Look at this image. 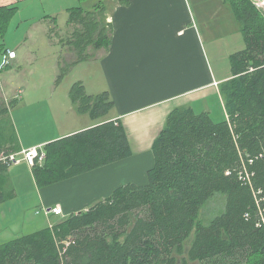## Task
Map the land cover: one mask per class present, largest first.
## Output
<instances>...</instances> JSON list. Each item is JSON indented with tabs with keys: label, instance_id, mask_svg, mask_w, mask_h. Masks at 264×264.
I'll return each instance as SVG.
<instances>
[{
	"label": "trees",
	"instance_id": "trees-1",
	"mask_svg": "<svg viewBox=\"0 0 264 264\" xmlns=\"http://www.w3.org/2000/svg\"><path fill=\"white\" fill-rule=\"evenodd\" d=\"M105 1L97 0L95 12L84 16L80 9L70 17L74 62L84 49L108 48ZM223 1L246 44L231 56L228 79L219 84L229 119L215 122L208 112L175 108L154 142L146 186H121L87 211L0 245V264H264V15L250 0ZM16 10L0 5L1 53ZM79 85L70 92L78 112L104 118L113 108L109 94L90 96ZM8 112L1 107L0 119ZM43 148L46 160L33 173L44 186L132 155L124 128L113 122ZM19 149L15 136L0 137V155ZM9 166L0 161V201ZM217 195L225 196L224 210L206 225L201 210Z\"/></svg>",
	"mask_w": 264,
	"mask_h": 264
},
{
	"label": "crops",
	"instance_id": "crops-1",
	"mask_svg": "<svg viewBox=\"0 0 264 264\" xmlns=\"http://www.w3.org/2000/svg\"><path fill=\"white\" fill-rule=\"evenodd\" d=\"M200 1L130 0L128 5H121L117 0L107 1L105 18L112 33L108 48L95 49L96 55L93 54L104 85V90L100 93L107 92L113 101V108L104 118L94 119L90 114H80L72 102L70 92L53 93L46 99L41 98L33 103L32 106L46 107L52 113L51 110L58 106V97L64 96L69 101V118L63 124L62 132L51 135L46 140L24 142L15 133L20 149L13 154L18 155V159L22 158L23 150L37 147L45 154L44 146L109 122L120 124L124 128L132 150V155L124 160L46 185L39 190L46 223H49L45 228L53 227L73 214L89 210L109 198L121 186H146L149 183L148 171L154 164V142L175 108H193L196 104L202 106V102L197 100L211 95L220 103L221 110L225 113L224 120L229 119L219 92V84L227 80L228 76L218 79L212 71L208 44L200 28L201 21L203 24L204 21L205 24L208 23V15L205 13L208 14L209 7L202 8ZM77 2L79 1L1 0L0 5H14L18 12L27 11L29 19L39 7L47 8L51 14H58L62 11L69 12ZM222 2L225 8L227 5L223 0ZM46 21L33 23L25 32L26 40L19 46L28 43L32 36L50 39L54 32L52 29L48 33V28L42 26ZM68 27L73 28L70 24ZM16 59L17 56L10 61ZM86 94L96 96L95 93ZM202 112H208L211 116L208 109H202L199 113ZM32 114L36 116L35 109ZM53 117L55 121V114ZM22 164L33 173V167L26 162L11 165L8 170L19 168ZM5 179L8 182L9 179ZM6 188L7 184L2 186V196ZM12 195H15V190ZM56 207L62 209V216L53 213Z\"/></svg>",
	"mask_w": 264,
	"mask_h": 264
},
{
	"label": "rangeland",
	"instance_id": "rangeland-1",
	"mask_svg": "<svg viewBox=\"0 0 264 264\" xmlns=\"http://www.w3.org/2000/svg\"><path fill=\"white\" fill-rule=\"evenodd\" d=\"M250 2L252 3V0ZM200 3L202 8L209 7L208 14L205 13L206 16L208 15V23L205 24L204 21L203 24L201 21L200 28L208 44V52L213 64L212 71L216 78H224L230 73L231 56L246 46L242 25L235 19L228 6L223 8L222 0H201ZM95 4L97 0L77 2L73 5V10L58 14H51L47 8L39 7L29 19H27L29 12H18L17 8L2 40V53L0 49V108L6 106L9 109L6 116L0 119V137H3L4 141H10L17 134L24 142H35L46 140L51 135L62 132L63 124L70 114L67 107L69 101L64 96L58 97V106L55 110H51L56 117L54 121L53 114L48 112L46 107L32 106L39 99H46L53 93L71 92L74 83L80 84L84 93L97 95L104 90L96 57L90 56V53L96 55L95 50L92 47L87 51L84 49L81 57L78 54L79 61L74 62L78 44L69 43L72 39L76 41L75 37L72 38L75 26L68 27L70 17L81 14L80 9L86 10L84 13L86 16L88 10L92 11V6ZM103 6L105 5L100 4V7ZM41 20H47L42 26L48 28V33L53 29L54 35L50 37L52 41L49 38L46 40L44 36L35 38L32 36L28 43L19 46L26 40V30L33 23ZM78 29L82 31V28L78 27ZM76 37L78 40V36ZM7 50L16 54L15 61L7 60ZM14 100L19 101L11 104ZM197 101H201L203 105L196 104L193 107L196 113L208 109L214 121L225 119L220 103L211 95H206ZM33 109H35V117L32 114ZM33 175L34 173L25 164L19 168H12L6 173L9 183L6 181L4 201H0V245L37 232L49 224L46 223L45 210L40 203L39 190L44 189V185H38ZM13 190L15 195H12ZM224 207L225 196L217 195L202 208L199 218L208 225L223 212Z\"/></svg>",
	"mask_w": 264,
	"mask_h": 264
},
{
	"label": "built area",
	"instance_id": "built-area-1",
	"mask_svg": "<svg viewBox=\"0 0 264 264\" xmlns=\"http://www.w3.org/2000/svg\"><path fill=\"white\" fill-rule=\"evenodd\" d=\"M252 3L258 8L261 13H264V0H252ZM16 54L12 51H8V61L14 59ZM22 158L18 159V155L13 154L9 157L5 156L4 154L0 155V161L4 163H8L11 165H16L22 162H26L29 166L34 167L36 165L42 166L45 160V154L42 153L37 147L29 148L22 151ZM53 213L56 216H62L63 212L62 209L56 207L53 209Z\"/></svg>",
	"mask_w": 264,
	"mask_h": 264
}]
</instances>
